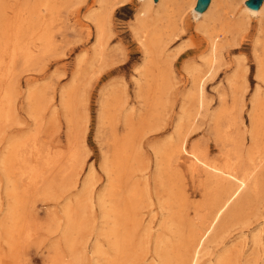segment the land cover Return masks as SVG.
<instances>
[{"label": "rangeland", "instance_id": "374dc122", "mask_svg": "<svg viewBox=\"0 0 264 264\" xmlns=\"http://www.w3.org/2000/svg\"><path fill=\"white\" fill-rule=\"evenodd\" d=\"M98 6L97 0L64 3L59 7L60 18L45 24L54 41L52 48L40 54L35 51L28 63L0 61V95L9 89L12 101L6 119L0 117V264H113L108 224L102 222L106 217H100L97 201L101 193L105 200L109 198L102 165L104 157L112 161L115 156L112 124L119 140L130 131L133 140L128 152L131 159L113 175L120 179L116 190L137 183L143 191L141 223L132 233L136 252L127 264H156L159 236L176 240L175 224L167 227V216L176 215L179 228L186 233L198 225L219 196L203 176L190 177L184 170L166 167L156 153L180 136L185 137L188 148H204L217 165L224 163L225 152L231 158L238 156L243 166L255 165L256 188L231 203L226 215L232 210L234 217L221 229L215 225L198 264H264V44L257 48L263 59V76L257 79L253 55L256 18L247 19L240 46L222 51L214 74L204 82L201 103L195 85L210 64V53L206 33L194 27L188 10L182 16L179 37L170 40L162 34L163 46L143 62L141 45L130 29L136 1L114 14L102 46L95 50L93 26L85 15ZM30 32L26 40L33 47L41 29ZM180 45L187 50L171 62H163ZM240 55L244 61L236 67L233 61ZM122 58L125 62H116ZM74 75L77 79L71 84ZM70 84L68 106L60 92ZM29 92L40 97L30 99ZM254 95L259 133L252 143L249 112ZM101 99L108 116L99 124ZM82 117H86L85 123H81ZM32 134L46 155H66L73 148L85 155L77 178L73 169L63 165L65 159H57L52 172H42L43 180L37 184L21 180L13 164L11 174L5 175L1 160L8 142ZM229 135L237 140L236 149ZM90 164L95 172L90 186L85 187ZM63 169L65 178L52 179L61 176ZM10 216H15L13 224ZM7 225L15 230L5 232ZM95 244H100L101 253L95 252Z\"/></svg>", "mask_w": 264, "mask_h": 264}, {"label": "bare ground", "instance_id": "6f19581e", "mask_svg": "<svg viewBox=\"0 0 264 264\" xmlns=\"http://www.w3.org/2000/svg\"><path fill=\"white\" fill-rule=\"evenodd\" d=\"M86 0H0V61L12 63L22 62L28 63L36 54L45 52L52 48L54 44L51 34L45 29V24L49 21H54L59 17V7L64 3L82 4ZM133 0H97L99 3L96 10L90 11L85 18L89 20L93 26L94 32V46L95 50L102 46L105 34L112 17L117 11L125 9ZM138 8L135 12L132 25H130L131 32L136 37L141 45L143 52V62H146L148 57L156 49H160L165 40H162V34H166L170 40L179 37L182 32L181 22L182 16L188 10L191 18L195 21L194 27L197 30H203L207 42V47L210 53L208 62H210L207 69H205L199 76L195 88L198 92V98L202 103L204 93V82L207 77L215 72V62L219 59L224 49L240 46L241 37L245 36V31L248 29L247 19L256 18L257 28L255 30L256 36L253 39V55L255 62H257L255 77L262 78V62L263 59L257 52L259 45L264 44V0L257 9H251L245 5L246 0H210L207 8L201 12L194 9L196 0H135ZM60 18V17H59ZM58 18V19H59ZM44 19L43 22H39ZM40 27L41 32L37 36L38 44L31 46L26 40L27 36H31L30 30H37ZM29 28V29H28ZM244 32V33H243ZM239 39V40H238ZM33 45V44H32ZM187 50L186 46H179L173 53L168 54L163 59V62H171V60ZM244 61V57L240 55L236 60V67L240 62ZM116 62H125V59H119ZM247 68L244 69L246 71ZM77 75L71 78V84L76 82ZM65 90L60 92V98L64 104L69 106L71 94ZM4 93L0 95V117L8 116L7 113L12 110V101L9 89L3 90ZM256 93V92H255ZM29 98L38 99L39 93L29 92ZM78 102V101H77ZM78 104V103H77ZM249 112V136L251 142L255 143L257 134L259 133V123L257 121V114L254 111L257 109V101L254 97L250 101ZM262 109V108H261ZM261 111V110H260ZM106 105L103 100L100 101V109L98 112V123L101 124L106 114ZM262 114V121L264 120V112ZM86 117H82L81 123H85ZM79 123V122H78ZM82 132V125L79 133ZM112 140L116 142L114 145L115 156L111 160L104 157L102 169L107 173L106 188L108 199L105 200L104 194H99L97 201L100 208L101 218L106 217L103 223L108 224V233L110 236L109 248L111 250V261L113 264H127L133 259L135 255V244L132 242L133 230L141 223L142 212L139 211L140 205L143 201V191L138 184H132L126 190L121 191V188L116 190L120 181L118 177H114L121 167L127 165L131 159L128 155L129 149L133 144L130 137L131 131L125 133L119 140L117 138L116 129L111 126ZM28 133H26L27 135ZM25 135V136H26ZM33 135V134H32ZM22 138L17 141H9V149L4 158L1 160L2 168L5 175L11 174L10 166L13 164V169L19 173L21 180H27L29 183L37 184L43 180V173L53 171L57 165L56 161L65 159L63 164L74 170L76 178L85 164V155H79V150L70 149L66 155L62 152L52 156L43 153L39 150L35 135ZM184 136V135H183ZM78 138V136H77ZM19 139V138H18ZM32 139V140H30ZM236 149L237 140L232 135L228 136ZM32 141V146H31ZM11 143V147H10ZM33 147V148H32ZM251 144L250 151L247 153L249 161H251V154L253 151ZM167 164L166 167L173 166L176 171L184 170L190 177H204L203 179L211 185L219 196L215 199L212 206L208 209L207 214L199 219L196 227H190L186 233L179 228L181 222H178L176 215L167 216L169 219L165 221L167 227L174 225V234L176 240L172 241L165 236H159L156 247V256L158 261L156 264H198L200 254L208 235L212 232L215 225L220 229L225 226L234 217L235 211H230L226 215L231 203L238 197L239 201L241 195L246 190L248 195L256 188V183L253 180V171L255 165H241V161L237 157H230V153L225 152L226 159L221 165H217L209 160L205 149L198 145H191L187 147L185 137H179L176 142L167 146L158 148L156 153ZM157 153V154H158ZM59 157H58V156ZM58 159V160H57ZM33 161H35L33 163ZM16 163V164H15ZM16 165V166H15ZM131 167V166H129ZM127 166V168H129ZM77 168V169H76ZM43 172V173H42ZM95 167L90 164L85 174V187L90 186V181L94 175ZM128 176V175H127ZM65 178V170L61 176L54 175L52 179ZM51 179V180H52ZM122 179V178H121ZM120 187V186H119ZM185 198L184 193H182ZM247 195H244L246 200ZM248 199V198H247ZM242 205L239 203L240 208ZM106 208V209H105ZM14 212V211H13ZM179 215V213H177ZM221 218L225 219L220 222ZM11 224L15 220V216H10ZM219 220V221H218ZM1 224V221H0ZM2 225V224H1ZM223 225V226H221ZM9 226V228H7ZM5 227V232L11 233L10 225ZM173 227V226H172ZM68 227L67 231L70 230ZM10 238H12L10 236ZM9 239V237H8ZM17 244V240H16ZM15 245V244H14ZM95 252L101 253L100 244H95ZM155 262V261H154Z\"/></svg>", "mask_w": 264, "mask_h": 264}, {"label": "water", "instance_id": "95a60500", "mask_svg": "<svg viewBox=\"0 0 264 264\" xmlns=\"http://www.w3.org/2000/svg\"><path fill=\"white\" fill-rule=\"evenodd\" d=\"M156 1V0H154ZM263 0H246L245 5L248 6L251 9H257L261 5ZM210 0H196L194 9L196 11H203L207 8Z\"/></svg>", "mask_w": 264, "mask_h": 264}]
</instances>
